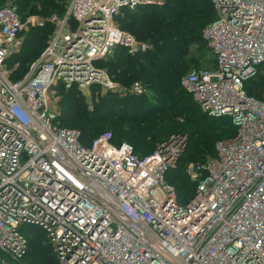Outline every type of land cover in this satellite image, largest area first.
<instances>
[{"label":"built area","instance_id":"2783aa9c","mask_svg":"<svg viewBox=\"0 0 264 264\" xmlns=\"http://www.w3.org/2000/svg\"><path fill=\"white\" fill-rule=\"evenodd\" d=\"M211 2L217 17L202 35L215 65L190 70L181 86L236 131L216 142L215 156L187 164L196 187L185 201L167 175L181 166L187 135L145 156L110 132L86 145L51 102L60 87L114 89L99 64L119 46L152 48L118 17L164 1L69 0L52 19L56 35L15 81L7 60L34 19L11 0L0 6V264H27L35 231L55 264H264V100L246 91L264 74V0Z\"/></svg>","mask_w":264,"mask_h":264},{"label":"trees","instance_id":"16d2710c","mask_svg":"<svg viewBox=\"0 0 264 264\" xmlns=\"http://www.w3.org/2000/svg\"><path fill=\"white\" fill-rule=\"evenodd\" d=\"M8 1L0 0V6H3ZM11 1L18 7V13L23 20H26L30 15H49L53 10L60 12L61 15H64L66 12V4L62 3L61 0ZM163 1V6L139 5L134 10L126 9L124 10V15L118 17V22L121 28L132 33L138 40H143V37L148 36L149 41L147 43L152 45V48L143 53L132 54L126 47L119 46L116 48L112 58L108 59L107 62L102 61L100 64L103 66L105 65L108 73L113 76L115 80L122 82L124 86L130 87L132 82L141 80L144 83L151 84L155 92L161 93L162 98H172L174 100L172 101L173 104L178 102V100L181 102L191 96V94H185L181 90L183 89L181 86V79L183 74L188 73L192 68H189L183 73V65L175 67L177 61L175 56L185 59L188 66L189 61L186 60V56L188 55L191 46H196L203 42L206 48L200 53L196 54V50L192 51V53L196 54L199 58L207 59L210 63V67L215 65V59L212 56L206 40L203 38L202 32L204 27H207L217 16L211 0ZM131 15L134 19V23L131 26H127L124 23L126 19L125 17H131ZM143 19L145 20L140 25V22ZM48 23L50 28L44 29V35V26H32L27 30L24 47H33L34 44L31 43V41L36 38L35 43L38 44L39 48L41 50L43 48L45 49L47 45L46 42H44V39L48 38V35L51 33V27L54 29V25L50 22ZM34 33L37 34L36 37L32 36ZM39 39L41 41L38 43ZM38 54L32 53L29 50H22L19 55H14L13 59H15L17 63L14 65L15 67L11 66V79L15 81L23 78L29 71V69H27V64L37 60L41 53L40 55ZM93 86L101 89V85ZM75 88V86L70 89L65 87L59 88L62 91L64 90L65 94L71 93V95L69 97H61L60 106H62L63 109H61L62 115L58 121L61 126L67 127L62 125L60 121L74 119L78 129L81 130V140L84 144H92L99 136L98 130L95 126L104 122L105 119L102 117L103 115L114 117L116 120L113 125L107 126L112 131H104V133L110 132L113 136V142L116 145H120L124 142L131 144L134 147L135 152L141 156L153 152L157 143L170 136L162 137V131L165 127L161 125H156L153 129L142 127L143 123H145L151 115H156L160 112V110L154 111L152 101L149 100V102L126 104L122 107L120 112H117L115 106L123 100V96L108 91L99 94L97 98L98 102H96V111H93L94 113L90 111L84 113V111H86L85 104L84 102L78 101L79 89L78 87L77 89ZM72 89H75L76 91L73 92ZM246 91L249 95L264 100V74L247 81ZM161 95L155 98L156 101L163 100ZM141 98H143L141 94L131 93L128 99L137 100ZM194 105L200 108L195 100ZM199 110V118L203 120L207 114L204 113L201 108ZM181 111L182 108L177 109V118L182 116ZM130 112L133 115L128 116ZM209 119L213 121L210 122L206 133L202 135L197 143L191 146V149L188 147L189 144L187 145V149L181 159V166L167 175L168 182L176 186L181 201L188 200L190 195L194 193L196 187L195 184L191 182L186 172V166L190 162H203L208 158L215 156L216 142L213 151H211V147L215 138L221 135V131L218 130V127L222 122V119L227 120L229 123V133L225 138L232 136L236 131V127L228 118L209 117ZM178 133L185 135L188 134L181 132ZM191 133L192 134L187 135L189 143L191 139L199 136L201 130L194 129ZM150 138L151 140H155L154 149L145 152L144 147L141 146V142L143 140L147 141V139ZM151 140L147 141L150 145H152ZM178 182H181L182 184H179ZM32 233V237L30 238V248H33V251L32 253L28 252L27 256L24 258V262L27 264H44L47 261L48 264H55V257L52 254L51 248L44 246L42 240L38 239L40 236L44 238V233L40 231Z\"/></svg>","mask_w":264,"mask_h":264},{"label":"rangeland","instance_id":"374dc122","mask_svg":"<svg viewBox=\"0 0 264 264\" xmlns=\"http://www.w3.org/2000/svg\"><path fill=\"white\" fill-rule=\"evenodd\" d=\"M8 1V0H7ZM62 3L66 4V9L69 3V0H61ZM15 5V4H14ZM16 6V5H15ZM16 8H18L16 6ZM18 10V9H17ZM55 16H59V17H63V15H61L60 12L53 10L51 14L49 15H43V14H36V15H30L27 17L28 18H33V22H31V25H29L28 29L29 30L32 26H36V27H43V35H44V29L45 28H50L49 23H52L54 25V29L51 27V33L48 35V38L44 39V42H46V45L48 46V44L50 43V41L53 39V37L56 35V31H57V26L56 24L52 21L53 17ZM125 21L124 23L127 26H131L134 22H133V17L131 15V17L127 16L125 17ZM145 19L141 20L140 25L144 22ZM47 23V24H46ZM123 23V24H124ZM124 24V26H125ZM139 25V27H140ZM206 27V26H205ZM204 27V28H205ZM26 33L22 35L21 40L19 41V43L14 47V51L11 54V56L8 58L7 64H6V69L7 71L10 73H12L11 70V66L16 65L17 61H15V59H13V56L18 54L23 50H29L32 53H36L38 55H40V53L42 54L43 49L41 50L38 46V44L35 43V39H33V37H36L37 34H33L32 36V41L31 43L34 44L33 47L29 48L24 47L25 45V41H26ZM136 33V32H135ZM132 34V33H131ZM143 40H139L142 42H148L149 41V37H143ZM146 40V41H145ZM41 41L40 39L38 40ZM46 46V47H47ZM206 48L205 44L203 42H201L199 45L196 46H191L188 55L186 56V60L189 61L188 66L185 62V59L180 58L179 56H175L177 61L175 63V67H179L183 65V73H185V71H187L189 68L192 69H206L210 67V63L208 62L207 59L205 58H199L196 54L202 52L204 49ZM46 49V48H45ZM44 49V50H45ZM196 50V54H193L192 51ZM126 55V54H125ZM174 57V56H173ZM38 58V56H37ZM211 59V57H210ZM34 62V61H33ZM32 62V63H33ZM104 62H107V60H105ZM32 63L27 64V69H30ZM99 66L101 68H103L107 73V67L102 64H99ZM15 67V66H14ZM109 74V73H108ZM187 73L183 74V76H185ZM109 76L111 77V79L117 84V86L110 90V89H106L104 87L101 86V89L96 88V86H86L83 88H78L79 90V95H78V101L80 102H84L85 104V109L86 111H84V113H87L88 111L93 112L96 111V102H98L97 98L99 96V94L101 93H106L108 91H112V93H118L119 95L123 96V100L119 102L118 105L115 106V110L117 112H120L122 110V107L126 104H136V103H143V102H149L152 101L153 103V109L154 111H159V113H157L156 115H151V117H149V119L143 123L142 127L148 129H153L156 125H161L163 127H165V129L162 131V137H168L169 135L173 134V133H188L189 135L192 134L191 131H193L194 129H200L201 133L199 134V136H197L196 138L191 139L190 143L188 142V147L189 149H191V146H193L195 143H197L200 138L202 137V135H204L210 125V122L213 121L211 119H209V115H207L206 117H204L203 120H201V118H199V113H200V108L198 106L194 105V97L191 93L181 89L183 91V93L187 94H191V96H189L188 99L186 100H182L181 102L178 100V102H175L172 104V101H174L172 98H162L161 93H157L155 92V90H153V86L151 84L148 83H144L141 80H136L134 82L131 83L130 87L129 86H124L122 84V82L115 80L113 78V76H111L109 74ZM139 83L141 86H143V92L141 93V96H143V98L141 99H137V100H131L128 99L129 96L131 95L132 92V87L134 84ZM97 85V84H96ZM77 89V86H75ZM75 89H72L73 92L76 91ZM55 90V89H54ZM71 95V93H66L63 90H60L59 88L56 91V94H54V96L51 99L52 102V107L55 109H59L60 111H62L61 109H63L62 106H60V99H62L61 97H69ZM159 95H161V98L163 100L160 101H156L155 98L159 97ZM160 99V98H158ZM197 102V101H196ZM178 108H182L181 114L182 116L180 117H176L177 115V109ZM94 113V112H93ZM92 113V114H93ZM133 115L131 112L128 114V116ZM127 116V117H128ZM105 120L102 124L100 125H96V129L98 130V135L100 136L101 134L104 133V131H112L111 129H109L107 126H111L113 125L114 121H116L114 119V117H108L103 115L102 116ZM201 117V116H200ZM123 121V120H122ZM62 125L67 126V127H71L72 129L78 130L79 133L81 134V130L78 129V126L76 125V122L74 119H69V120H61L60 121ZM125 123V122H124ZM228 121L222 119V122L220 123L218 130L221 131V135L217 136L212 144L211 147V151H213V147L215 142L224 139L228 133H229V128H228ZM187 134V135H188ZM98 136V137H99ZM150 139H147V141H150ZM146 140H143L141 142V146L144 147L145 152L148 151H152L154 149V144H155V140H151L152 145H150ZM179 184H182L181 182H178ZM177 184V185H179ZM38 239L43 240L44 238H42V236H40ZM35 244V243H33ZM46 246V245H44ZM46 247H50V246H46ZM30 248V247H29ZM48 249V248H47ZM29 253H32L33 248L29 249ZM49 251V250H48ZM52 251V249H51ZM53 254V253H52ZM44 264H48V262L46 261Z\"/></svg>","mask_w":264,"mask_h":264}]
</instances>
